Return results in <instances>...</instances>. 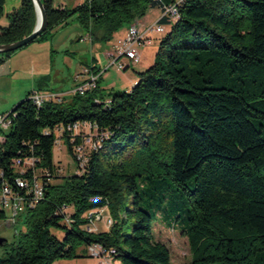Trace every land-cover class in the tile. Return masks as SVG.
Segmentation results:
<instances>
[{"label": "trees", "instance_id": "1", "mask_svg": "<svg viewBox=\"0 0 264 264\" xmlns=\"http://www.w3.org/2000/svg\"><path fill=\"white\" fill-rule=\"evenodd\" d=\"M41 1L47 28L33 43L49 41L50 32L75 17L94 46L112 42L150 9L177 3L92 0L68 9ZM5 3L0 0V21ZM180 15L131 90L104 94L99 79L95 89L61 102L38 106L29 93L8 112L0 188L8 184L30 204L33 196L17 180L32 182L41 171L44 194L24 214L25 230L0 264H54L94 245L116 264H172L169 247L153 233L154 207H143L147 199L162 207L170 187L184 192L189 205L168 222L189 242L192 261L183 264H264V0H184ZM9 19L0 45L33 33L34 1L21 0ZM14 53L0 54V63ZM82 124L91 125L99 142L84 162L77 149L83 151L87 137L73 130ZM58 128L79 174L61 177L54 164ZM27 160L34 167L26 174L13 167ZM104 207L111 229L90 232Z\"/></svg>", "mask_w": 264, "mask_h": 264}, {"label": "rangeland", "instance_id": "2", "mask_svg": "<svg viewBox=\"0 0 264 264\" xmlns=\"http://www.w3.org/2000/svg\"><path fill=\"white\" fill-rule=\"evenodd\" d=\"M18 1L20 0H6V4L4 7V16L0 21V26H2L1 28H5L9 25V15L14 9L19 8L18 6H15L16 4L18 5ZM79 1L84 2V0ZM75 7L76 6H72L68 9H74ZM152 19L153 16L150 15V21ZM4 22H7L8 25H2ZM168 25L170 26V24ZM125 29L126 26L121 31L117 32L118 35H122ZM1 31L2 30L0 29V33ZM48 36L49 42L52 44L53 49L56 53L52 59L53 73L50 79L48 80L49 89L52 90L51 92L55 93L63 89L65 93L70 91L69 93H67L68 96L69 94L73 95L75 89L79 87L78 81L75 80V77L85 68L91 67L93 55L96 56V65L103 66L102 76H106L105 79L100 78L99 80V86L101 87L100 89L103 91L104 94H108V92L110 91H119L116 88H109L107 86V83L109 81H121L122 84L125 85L127 89L126 91L131 90V88L133 87V85L131 86V82L128 81V79H131L132 72L134 69L133 66H135L136 64L132 63V66L126 67L123 70H119V64L123 63L125 64V66H127V64L124 63L125 61H123L126 58L123 57L119 59L117 65L107 71H104V67H106V64H104L103 53L106 54L112 51L113 45L109 46L108 43L101 44L102 46L100 45V50L95 51L93 54L91 52V41L89 40V33L82 28V26L75 17L72 18V20H70L67 25H61L54 31L50 32ZM159 36L163 37L162 34H159ZM151 45H159V40L155 41L153 39ZM22 89L23 88H19L17 84H14L10 88L8 81H0V92L3 93L2 95H0V103H4L5 101L11 98L17 99V102L14 104V106H10L9 109L3 111L4 113L0 112V115L10 112L16 105L26 99L28 91L24 92ZM45 91V89H42V91L38 92L51 93ZM8 93L10 94V96L7 97ZM82 132L87 137V141L84 144L83 152L78 154L84 157L86 152L93 148V138L94 136H96V132L92 131L89 127L83 128ZM53 161L54 164L58 167L59 174L61 177H68L81 173L79 165L76 163V160L70 155L63 141H61L56 147H54ZM60 181H62V179ZM55 182H58V180H56ZM186 199L187 197L184 192L175 189V187H170L168 193L166 194V201L163 203L162 207L158 208V201L154 199H147L145 204L143 205V207L146 209L154 207V209L152 210L155 214V220L152 226L153 233L158 241L165 243L169 247L171 252L172 264L190 263L192 261V252L190 250V245L187 238L181 232L178 231V228H175V231L168 229V222L173 217V214L177 211L184 212L187 208H189ZM72 213L73 209H69L68 214ZM100 216L102 217V219L94 223V226L98 228L97 233L108 232L111 229V225L109 224V208H102L100 211ZM20 223L18 222V225H14L5 221L0 222V239L7 240V245L3 246L0 244V258H4L7 256L11 244L15 241V239L19 237L20 232L25 230L23 225ZM56 234L59 237L63 236V234L60 232H57ZM76 252L78 258L72 260H61L55 262L54 264H71L68 263L71 261H75L74 264H87V261L89 259L87 256V248L85 246H81L77 249Z\"/></svg>", "mask_w": 264, "mask_h": 264}, {"label": "built area", "instance_id": "3", "mask_svg": "<svg viewBox=\"0 0 264 264\" xmlns=\"http://www.w3.org/2000/svg\"><path fill=\"white\" fill-rule=\"evenodd\" d=\"M85 2H91L92 0H84ZM184 0L177 2L176 4H172L166 6L165 9L161 10L162 18L166 19L169 24H174L178 22L181 18L180 15V6ZM167 29L165 25L154 24L147 31L142 32L136 24H132L129 26L128 32L124 40L114 47V49L107 54V66L104 68V71H107L117 65L119 59L125 57L131 64H138L140 61L139 47L148 46L152 44V39L149 37L151 33L157 34H166ZM131 65L127 64H119L118 69L123 70L126 67ZM102 71L99 73H94L91 68H85L82 73V78L84 79L82 84L79 85L77 89H75L74 93H79L81 95L85 94L87 91L93 90L97 87V82L102 76ZM66 96L65 93L61 92H51V93H40L38 91L31 92V99L38 106L43 105L46 102H61L63 98ZM10 113L1 114L0 115V144L3 142L4 136L3 131L7 130L10 126ZM89 127L92 130L91 125L82 124L74 126V133L79 135L82 132L83 128ZM93 131V130H92ZM64 130L62 128H58L55 132L56 140L55 147L63 141ZM99 142L93 144V148H97ZM82 148L77 149L78 161H83L84 157L78 153H81ZM84 162V161H83ZM13 167L17 172L26 174L30 169L34 167L33 160H27L23 162H15ZM42 176L41 171L35 172L34 179L32 182H27L23 179H18V186L22 189L28 191L31 196H33V201L30 204L27 203L26 199L22 196H18L14 194L12 189L8 186V184H4L0 188V214H5V219L2 221L8 222L10 224L18 225V222H22V218L25 213L28 212L30 207H34L36 203L43 197V184L40 179ZM101 211V210H100ZM100 211H97L94 219L91 221L88 230L90 232H97V228L94 226V223L101 220ZM1 221V222H2ZM109 224L112 226L113 221L110 218ZM94 226V227H93ZM89 255L91 258L102 259L106 264H116L111 255L104 251L101 246L94 245L89 248ZM113 255V254H112Z\"/></svg>", "mask_w": 264, "mask_h": 264}, {"label": "crops", "instance_id": "4", "mask_svg": "<svg viewBox=\"0 0 264 264\" xmlns=\"http://www.w3.org/2000/svg\"><path fill=\"white\" fill-rule=\"evenodd\" d=\"M180 1H182V0H176V2H180ZM53 2H54V5L56 7L70 8L72 6L77 7L81 4H83L85 1L83 2V1H79V0H53ZM20 5H21V0L18 1V5L16 4L15 6L20 7ZM18 7H16V8H18ZM150 15L153 16V19L151 21H150ZM161 19H162L161 10L158 8H154V9H150L144 18L138 20L134 24H136V26L142 32H145V31H147L148 28H150L154 24H157L158 22H160ZM2 25L7 26L8 23L4 22ZM164 25L166 26V29L168 32V30L170 29V26L168 24H164ZM129 26L130 25L126 26V29L124 30L122 35L119 36L118 33H116L114 35L112 42L108 43L109 46L113 45V49H114V47L116 45H119L124 40V38L126 37ZM1 27L2 26H0V29H1ZM116 37H118V38H116ZM149 37L152 39V41H153V39L155 41L159 40V44H160L161 39L163 38V37L159 36V34H157V33H151V34H149ZM89 40L91 41V52L94 54V52L100 50L101 47H100V45L94 46L92 43L91 37H89ZM158 47H159V45H157V46L150 45L147 47L143 46V47L139 48L140 61L138 64L133 66L134 69L132 72V77H131V79H128V81L131 82V86L132 85L134 86L136 84V82L138 80V76H137L138 73L144 72L145 70H147L148 68H150L154 64L155 56H156ZM108 53H106V54L103 53L104 64H106V66H107V54ZM55 54L56 53L53 49V46L49 41L41 42V43H32L31 45L16 51L9 58L5 59L2 63H0V81H3V80L8 81L10 88L14 84H17V86L19 88L20 87L23 88L22 90L24 92L28 91V94L33 92V91H42V89H45L46 90L45 92H51L52 90L49 89L48 80L50 79V77L52 76V73H53L52 72V59L55 56ZM67 54H69V53H67ZM70 54H74V53H70ZM1 58L2 57L0 56V59ZM123 61H125L124 63L132 66L131 62L128 61L127 59H124ZM91 68H98L101 70L103 68V66H97L96 65V56H94V55H93L92 62H91ZM83 71H81L75 77V80L78 81V85L82 84V82L84 80L82 78ZM117 72H118V70H117ZM101 78L105 79L106 76L103 75ZM78 85H76V86H78ZM107 86L109 88L112 87V89L116 88V89L122 90V91L127 90L125 85H123L121 81L120 82L119 81H117V82L109 81L107 83ZM126 86H128V85H126ZM58 92L65 93L63 89L61 91H58ZM69 92L65 93L66 96H68L67 93H69ZM2 94L3 93L0 92V95H2ZM8 96H10L9 93L7 94V97ZM19 98H22V97H19ZM16 102H17V99L11 98V99L5 101L4 103H0V112L4 113L3 111H5L6 109H9L10 106H14V104ZM97 231H98V228H97ZM87 256L89 258L87 261V264H106L102 259L91 258L89 255V249H87ZM74 262L71 261L68 263L74 264Z\"/></svg>", "mask_w": 264, "mask_h": 264}, {"label": "water", "instance_id": "5", "mask_svg": "<svg viewBox=\"0 0 264 264\" xmlns=\"http://www.w3.org/2000/svg\"><path fill=\"white\" fill-rule=\"evenodd\" d=\"M33 1L35 4L36 13H37V22H36V27L33 33L23 38L20 41L10 43V44L0 45V54L12 53L20 49H23L31 45L37 39V37H39L46 31L47 15L44 9V5L41 0H33ZM0 244H2V239H0Z\"/></svg>", "mask_w": 264, "mask_h": 264}]
</instances>
